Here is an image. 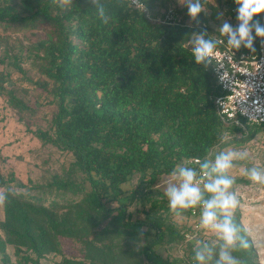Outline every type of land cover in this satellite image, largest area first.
<instances>
[{
    "label": "trees",
    "instance_id": "trees-1",
    "mask_svg": "<svg viewBox=\"0 0 264 264\" xmlns=\"http://www.w3.org/2000/svg\"><path fill=\"white\" fill-rule=\"evenodd\" d=\"M102 2L107 23L91 0H73L66 8L53 0H0V26L41 30L46 36L33 51L40 61L38 68L55 84L57 112L53 134L38 131L37 136L72 152L89 181L97 213L115 211L121 227L138 230L145 226L154 231L141 250L148 264H179L153 249L166 236L178 239L182 235L167 220L168 215L160 213L171 212L168 202L147 192L177 164L203 160L212 148L222 145L227 130L241 128L221 123L214 104L221 88L185 46L198 28L180 20L178 25L154 24L126 0ZM234 5L231 1L230 6ZM254 19L261 22L260 15ZM259 39L254 42L255 51ZM239 50L255 52L243 46ZM0 94L21 106L1 83ZM245 125L264 128V123ZM133 176H138V183L127 201L149 205L142 220H131L127 203L120 201L125 197L122 185ZM6 193L0 228L17 246V253L22 246L30 252L22 253L23 259L38 264L52 246L60 245L59 237H67L87 245L84 259L63 258L55 264H98L89 243L66 222L54 218L48 207L12 190ZM111 202L117 206L107 207ZM234 217L243 227L239 210ZM242 234L250 247L233 255L242 264H259L247 231ZM186 264L196 261L193 258Z\"/></svg>",
    "mask_w": 264,
    "mask_h": 264
},
{
    "label": "rangeland",
    "instance_id": "rangeland-1",
    "mask_svg": "<svg viewBox=\"0 0 264 264\" xmlns=\"http://www.w3.org/2000/svg\"><path fill=\"white\" fill-rule=\"evenodd\" d=\"M145 1L152 23L167 26L162 21L169 11H173L184 25L206 30L211 39L225 37L218 32L222 20L233 26L238 23L237 6H230L234 0H202L204 11L196 21L190 19L186 5L180 0ZM220 13L223 15L218 18ZM260 18L264 24V13L260 14ZM190 37L191 34L185 43L189 49ZM45 38L41 30L0 26V79H3L0 83L21 102V106H15L5 94H0V193L12 190L22 198L37 199L48 207L47 211L54 218L66 222L67 227L80 233L81 238L89 243V252L98 264H148L141 250L154 231L145 226L138 230L121 227L114 218L115 211L97 213L90 199L89 181L76 166L72 152L46 143L37 136L38 131L53 134L57 112L55 84L38 68L40 61L33 51V46ZM257 126L243 125L240 131L227 130L222 145L212 148L206 158L211 154L214 159L216 154L226 149L248 153L245 160L235 162L236 168L229 173L235 178L230 191L239 200L234 213L240 211V221L257 252L259 264H264V184L253 182L240 173L241 167H256L264 171V128L255 130ZM180 164L197 167L191 161ZM170 178L171 174L161 176L147 193L168 202L164 182ZM137 183L138 176H133L122 185L125 197L120 201L127 203L131 220L144 219L149 209V205L140 200L127 201L128 193ZM4 203L0 204V222L5 218ZM106 206L113 208L117 203L111 202ZM188 211L180 217L172 212L160 210V213L167 214V220L182 235L184 230L193 229L200 223V218ZM200 239L213 246L220 243L214 233L205 229H200ZM59 242L60 245L52 246L54 249L45 253L38 264H55L63 258L84 259L87 245L67 237H59ZM20 248V253H17V246L9 242L0 228V264H31L22 257V253L30 252H25L23 246ZM194 248L195 242H187L183 237L169 239L166 236L153 249L162 257L186 264L194 258Z\"/></svg>",
    "mask_w": 264,
    "mask_h": 264
},
{
    "label": "clouds",
    "instance_id": "clouds-1",
    "mask_svg": "<svg viewBox=\"0 0 264 264\" xmlns=\"http://www.w3.org/2000/svg\"><path fill=\"white\" fill-rule=\"evenodd\" d=\"M61 8H66L73 0H53ZM187 7V14L192 21H196L204 11L202 0H180ZM98 15L107 23L105 6L102 0H91ZM237 24L233 26L227 20H222L218 32L227 38V44L235 50L242 46L255 51L254 41L261 38L264 42V24L258 17L264 13V0H234ZM137 8L143 6L141 0H131ZM223 14L220 13L218 18ZM188 43L196 64H211L217 56V46L223 43L214 40L206 30L193 32ZM259 111V109H257ZM246 151L226 149L209 157L196 159L198 167L177 164L171 172V178L166 180L165 196L168 207L176 216L180 217L190 209H200L199 228L209 230L215 234L220 242L213 246L195 235L189 239L195 240L194 260L198 264H242L233 252L246 250L250 247L249 240L242 233L246 231L235 219L234 210L239 205L236 194L230 189L235 184V178L229 173L236 168V161L245 160ZM240 173L251 181L264 184V171L256 167H241ZM7 193H0V204L7 199Z\"/></svg>",
    "mask_w": 264,
    "mask_h": 264
},
{
    "label": "built area",
    "instance_id": "built-area-1",
    "mask_svg": "<svg viewBox=\"0 0 264 264\" xmlns=\"http://www.w3.org/2000/svg\"><path fill=\"white\" fill-rule=\"evenodd\" d=\"M126 1L130 7L139 10L150 19L148 7L143 0H141L143 6L139 8L131 4V0ZM162 22L167 26L178 25L179 19L175 12L169 11ZM218 40L223 43L217 46V56L206 67L221 88V94L214 99L219 120L226 127H242L245 122L264 123V42L260 38L256 51L251 52L232 49L227 44V38ZM195 160L191 162L195 164ZM190 214L200 218V209H190ZM200 229L197 226L184 230L183 239L195 242L194 239L190 240L189 236L195 235L200 239Z\"/></svg>",
    "mask_w": 264,
    "mask_h": 264
}]
</instances>
